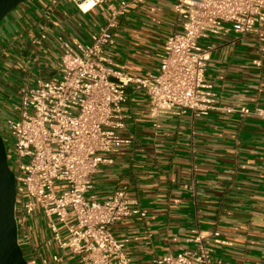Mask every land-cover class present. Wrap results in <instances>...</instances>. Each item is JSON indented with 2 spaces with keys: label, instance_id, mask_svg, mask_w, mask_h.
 Segmentation results:
<instances>
[{
  "label": "crops",
  "instance_id": "0c3cea01",
  "mask_svg": "<svg viewBox=\"0 0 264 264\" xmlns=\"http://www.w3.org/2000/svg\"><path fill=\"white\" fill-rule=\"evenodd\" d=\"M57 1L47 15L50 0H30L0 25V117L22 75L56 67L60 37L90 42L110 16L109 6L117 8L122 0H104L87 13L70 0ZM174 3L133 2L118 18L109 55L131 74L154 72L165 40L177 29ZM212 39L207 80L217 109L152 117L145 91L129 89L127 133L133 139L93 177L88 199L103 200L127 187L146 213L113 227L127 240L133 264H155L193 248L196 229L217 230L227 242L212 243L215 264H264V56L261 65L254 63L260 57L254 35ZM54 251L63 259L51 264H80L76 256Z\"/></svg>",
  "mask_w": 264,
  "mask_h": 264
},
{
  "label": "built area",
  "instance_id": "2783aa9c",
  "mask_svg": "<svg viewBox=\"0 0 264 264\" xmlns=\"http://www.w3.org/2000/svg\"><path fill=\"white\" fill-rule=\"evenodd\" d=\"M135 1L109 6L105 25L88 43L60 37L56 67L21 77L0 117V134L16 179L18 241L30 264L62 261L53 248L76 256L80 264H133L127 240L118 238L113 227L125 218L144 217L139 201L127 187L103 200L87 197L101 165L112 164L120 147L133 139L127 133L129 89L145 91L152 117L208 114L217 109L207 80L215 45L203 44V39L254 35L260 54L254 63L261 65L264 0H175L177 29L165 40L156 70L145 76L129 73L108 48L115 43L118 18ZM102 2L70 0L82 13ZM57 3L50 0L44 13L51 15ZM41 38L47 34L41 32ZM31 60L39 61L36 55ZM226 111L250 113L247 108ZM195 234L193 248L155 264H215L212 243L227 242L217 230L196 229Z\"/></svg>",
  "mask_w": 264,
  "mask_h": 264
},
{
  "label": "water",
  "instance_id": "95a60500",
  "mask_svg": "<svg viewBox=\"0 0 264 264\" xmlns=\"http://www.w3.org/2000/svg\"><path fill=\"white\" fill-rule=\"evenodd\" d=\"M30 0H0V25L13 10ZM15 175L0 134V264H30L18 241Z\"/></svg>",
  "mask_w": 264,
  "mask_h": 264
},
{
  "label": "rangeland",
  "instance_id": "374dc122",
  "mask_svg": "<svg viewBox=\"0 0 264 264\" xmlns=\"http://www.w3.org/2000/svg\"><path fill=\"white\" fill-rule=\"evenodd\" d=\"M219 38V37H218ZM213 39L211 38V39H208V40H205V39H203L202 41H201V43H203V44H212V45H214L213 44V41H212ZM19 75H22V74H19ZM36 75H37V73H36ZM22 78H24L23 77V75L21 76ZM46 79L48 78L46 75L44 76ZM17 89H18V86H13L12 87V90L10 91V94L11 95H15V93L17 92ZM10 94L7 96V98H5V100H7V102H12L13 101V99L12 98H10Z\"/></svg>",
  "mask_w": 264,
  "mask_h": 264
}]
</instances>
